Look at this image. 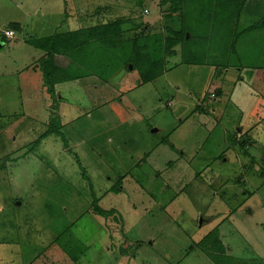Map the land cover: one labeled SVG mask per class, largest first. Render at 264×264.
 <instances>
[{"label":"rangeland","instance_id":"1","mask_svg":"<svg viewBox=\"0 0 264 264\" xmlns=\"http://www.w3.org/2000/svg\"><path fill=\"white\" fill-rule=\"evenodd\" d=\"M162 1L0 0V264H264V0ZM120 19L150 38L50 95L45 39Z\"/></svg>","mask_w":264,"mask_h":264},{"label":"trees","instance_id":"2","mask_svg":"<svg viewBox=\"0 0 264 264\" xmlns=\"http://www.w3.org/2000/svg\"><path fill=\"white\" fill-rule=\"evenodd\" d=\"M165 1L166 3L170 2L173 4L172 9L169 10L170 12L169 11L166 12L165 14L166 17H172L173 14H177L178 12L179 13L182 12L183 14L184 12L183 5L187 4V0H169V1L165 0ZM165 1H162L161 4L165 5L164 4ZM204 2L206 3L204 7H207L210 9H212L213 5L217 6V2H218V4L220 5L226 4L228 8L230 6L233 8H240L241 9L240 12L246 9L248 5V0H205ZM183 15H181L180 17L181 20L183 18ZM127 21L128 20L120 19L116 21H111L107 24L101 23V24H97L94 26H90L88 28H85V27L79 28L75 31H70L66 33L65 35H63L61 42H59L60 40L57 39L56 36L51 37L49 39H45L50 44H45V46H41V47H44L42 49H44L47 52V56L42 58L41 59L42 61H39L38 67L40 70H42L44 74V81H45V85L47 86L48 93L50 95L54 93L55 83H62V82L74 80V79H77L83 76L78 71H76L75 68H73L74 66H71V63L73 64L75 63V62H72L74 60H72V58L70 57L71 53L73 52L84 51V53L80 54L78 57V60L84 64V67H87L88 62H90L91 65H93L92 63L95 60L97 61L98 58L104 59V57L113 56L112 54L111 55L108 54V52L105 49L110 46L113 47L112 49L114 48L117 49L118 46L126 44L127 45L126 47H130V49H127L128 51L136 50L137 52V49H138L137 41L140 38H150V36L144 34V27L141 22H135L134 26L132 27V26L125 25L124 22H127ZM10 26L12 27V29H16L17 27L20 29V25L18 23H12ZM182 26L183 27H181L180 31L172 33L174 36L173 38L169 39L168 41L169 46H167L166 48H162L163 51L170 49L172 45H178V44H181L184 46L186 44L189 45V43L191 42L190 40H193L194 38H196L197 40H202L203 36H201L200 38L194 35L190 31L188 33L189 29L185 27V24ZM262 26H264V21L261 22L260 27ZM124 27H126L125 30H124ZM132 31L135 32V34L132 36V40L125 39V34L130 33ZM187 34L189 35L188 37L186 36ZM205 36L206 35H204V37ZM208 36L209 35H207L206 38ZM235 38L236 36L231 42L230 50H232V48L233 49L235 48V45H236ZM132 42L133 43L135 42V45ZM59 45H61V47ZM207 45H204L203 48L207 47ZM142 48H145V47H142ZM218 48H219V52L223 55L224 58H226V55L228 53L227 46H222V47L219 46ZM138 52L140 53V50ZM56 54H65L67 57L71 58L70 59L71 63L66 67L57 66V64L54 63V56ZM134 55L135 57H138V53ZM155 58L158 59V55ZM156 59L152 57L148 61L149 62L148 67L146 69H143L142 71L141 82L142 81L143 83L150 82L162 72L164 61L159 62V60L157 61ZM131 60H133L132 57H131ZM196 60H197V57H196ZM135 66L136 65L133 64L134 68H136ZM58 121L59 120L57 119V122ZM253 167H254L253 164H251V168ZM262 173H264V171H262ZM93 209L95 210L96 214H99V215L106 216L108 213H111V212L113 213V210L111 211L104 210L100 208L97 204L95 205V207H93ZM212 254L215 257V254L214 253ZM216 260H219V258H217Z\"/></svg>","mask_w":264,"mask_h":264},{"label":"crops","instance_id":"3","mask_svg":"<svg viewBox=\"0 0 264 264\" xmlns=\"http://www.w3.org/2000/svg\"><path fill=\"white\" fill-rule=\"evenodd\" d=\"M221 47H222V46H221ZM258 71H260V70H258ZM262 73H263V72H262ZM262 96L264 97V93H263ZM263 120H264V117H263ZM263 120H262V122H263ZM240 134H241V137H242L245 133H244V131L240 130ZM240 141H241V140H240ZM243 145L248 146V145H247L246 143H244V142H243ZM263 157H264V155H263ZM263 159H264V158H263ZM252 162L255 163L256 161L252 160ZM253 163H252V164H253Z\"/></svg>","mask_w":264,"mask_h":264},{"label":"built area","instance_id":"4","mask_svg":"<svg viewBox=\"0 0 264 264\" xmlns=\"http://www.w3.org/2000/svg\"><path fill=\"white\" fill-rule=\"evenodd\" d=\"M7 35H9V36H13L14 34H13V31H8L7 32Z\"/></svg>","mask_w":264,"mask_h":264},{"label":"clouds","instance_id":"5","mask_svg":"<svg viewBox=\"0 0 264 264\" xmlns=\"http://www.w3.org/2000/svg\"><path fill=\"white\" fill-rule=\"evenodd\" d=\"M8 31H13V30H11V29H10V30H8ZM8 31H7V32H8ZM6 36H7L8 38H10V37H11V36L7 35V33H6Z\"/></svg>","mask_w":264,"mask_h":264},{"label":"water","instance_id":"6","mask_svg":"<svg viewBox=\"0 0 264 264\" xmlns=\"http://www.w3.org/2000/svg\"><path fill=\"white\" fill-rule=\"evenodd\" d=\"M130 68H133V65H130Z\"/></svg>","mask_w":264,"mask_h":264}]
</instances>
